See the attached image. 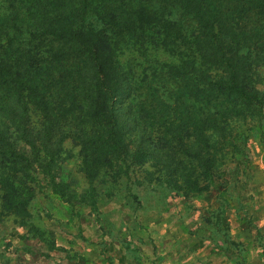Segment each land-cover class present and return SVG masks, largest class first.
I'll use <instances>...</instances> for the list:
<instances>
[{
    "label": "trees",
    "instance_id": "1",
    "mask_svg": "<svg viewBox=\"0 0 264 264\" xmlns=\"http://www.w3.org/2000/svg\"><path fill=\"white\" fill-rule=\"evenodd\" d=\"M159 2L194 20L191 53L164 60L141 51L120 60L118 44L137 49L150 16L133 0H0V215L27 213V181L35 170L54 193L73 195L55 179L65 139L78 146L88 182L126 175L129 164L148 160L163 165L165 182L180 180L188 191L210 179L207 132L224 129L223 116L207 104L222 93L256 111L263 103L249 81V51L242 49L264 37V0ZM242 14L261 22L241 27ZM243 32L248 42H240ZM148 67L156 81L184 82L168 91L172 104L153 85H142ZM184 104L195 111L176 117L173 108ZM31 110L40 117L35 123Z\"/></svg>",
    "mask_w": 264,
    "mask_h": 264
},
{
    "label": "rangeland",
    "instance_id": "2",
    "mask_svg": "<svg viewBox=\"0 0 264 264\" xmlns=\"http://www.w3.org/2000/svg\"><path fill=\"white\" fill-rule=\"evenodd\" d=\"M133 3L145 5L150 16L141 28L143 40L137 49L118 44L120 60L141 51L145 57L164 60L193 51L197 25L189 15L164 9L159 0ZM241 17L245 23L241 27L261 22L252 14ZM91 22L96 29V21ZM242 35L240 42H248L245 32ZM256 43L242 53L249 51V81L262 94V106L253 110L225 93L207 104L223 116L224 130L207 132L211 177L198 180L199 190H186L180 180L176 186L165 182L160 173L164 167L154 160L129 164L126 175L119 171L114 179L105 175L88 182L78 146L65 139L55 179L60 180L58 185H68L74 196L69 197L67 190L63 195L54 193L44 175L32 171L27 213L0 215V264H264L263 35ZM135 62L137 67L141 64ZM143 79L142 85H153L165 104H172L167 97L172 85L184 84L156 81L150 67ZM180 111L195 110L184 104L172 113L178 117ZM31 116L33 123L40 118L32 110Z\"/></svg>",
    "mask_w": 264,
    "mask_h": 264
}]
</instances>
